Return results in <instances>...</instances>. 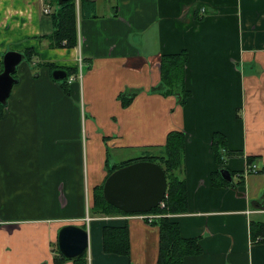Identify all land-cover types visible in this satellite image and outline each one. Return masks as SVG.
<instances>
[{
    "label": "crops",
    "instance_id": "1",
    "mask_svg": "<svg viewBox=\"0 0 264 264\" xmlns=\"http://www.w3.org/2000/svg\"><path fill=\"white\" fill-rule=\"evenodd\" d=\"M75 6L80 46L51 49L40 41L53 31L42 13L37 44L28 46L37 56L18 67L2 112L0 264H74L59 253L66 225L88 231V264H158L159 226L134 215H98L94 198L111 168L163 155L171 131L185 135L179 175L187 208L169 218L202 250L184 264H264V239L257 241L264 236L252 238L253 224L264 223V0H80ZM10 50L24 51H0V70ZM183 51L191 93L185 106L160 85L161 57ZM79 52L82 78L76 71L73 81H55L47 64L79 70ZM214 133L234 152H222L224 165L213 156ZM109 148L121 161L110 163ZM252 164L259 172L245 174ZM221 167L235 173L233 184L222 183ZM88 215L114 219L88 227ZM108 227L128 231L127 256L104 251Z\"/></svg>",
    "mask_w": 264,
    "mask_h": 264
},
{
    "label": "trees",
    "instance_id": "2",
    "mask_svg": "<svg viewBox=\"0 0 264 264\" xmlns=\"http://www.w3.org/2000/svg\"><path fill=\"white\" fill-rule=\"evenodd\" d=\"M82 1V0H81ZM48 7L52 8L50 20L53 24V31L49 35L40 36V41H48L49 48L51 49H73L78 44V22L77 19V6L76 1H72L65 6L58 9V0H46ZM27 59L26 62H33V59L37 54L32 48H28L22 51ZM188 59L186 51L179 53L178 55H165L160 59L161 64V87L166 90L165 93L169 95H180V104L184 105L187 103V99L191 97V93L186 90L185 86V67ZM39 66V64H38ZM41 66V65H40ZM51 72L59 67L53 64H47ZM66 68V67H65ZM3 69L2 68L0 72ZM68 76L76 73V68L67 67L66 70ZM17 77V74L15 75ZM68 81L64 80L62 83ZM6 107L0 104V119L3 117V111ZM226 137L220 133H214L212 139V148L215 156L216 163L218 165H224V158L222 152L225 155L233 154L234 152L228 153V143ZM185 135L180 131H171L167 136V141L164 147V154L156 157H145L134 161L123 163L120 166L111 168L106 175V179L112 172L130 165L137 161H152L157 163L163 168L167 177V196L164 200V207H158L152 209L150 213H159L164 217L154 222L155 225L159 226L160 229V246L158 255V264H184L185 258L190 255H199L201 253V247L196 239H184L180 234V228L177 223L172 222L169 215L183 213L187 208V196H186V183L179 175V171L183 165V156L185 149ZM226 152L228 154H226ZM237 154V153H236ZM248 162H252L251 158H248ZM235 175V173H232ZM219 177L220 174L217 173ZM218 177H212L213 181H216ZM221 180V178H220ZM222 181V180H221ZM220 181V182H221ZM105 183V182H104ZM223 184L228 183L227 181L222 182ZM221 184V185H223ZM104 184L96 188L94 212L98 215L104 214L108 216L123 215L129 216L134 215L126 213L115 208L106 201L103 194ZM187 210V209H186ZM255 231L257 233H255ZM252 238L255 240L257 237L264 236V223L253 224ZM128 231L126 229H104V251L107 253H119L128 255L129 241ZM63 260H66L63 258ZM74 264H88L85 255L81 258L74 260Z\"/></svg>",
    "mask_w": 264,
    "mask_h": 264
},
{
    "label": "water",
    "instance_id": "3",
    "mask_svg": "<svg viewBox=\"0 0 264 264\" xmlns=\"http://www.w3.org/2000/svg\"><path fill=\"white\" fill-rule=\"evenodd\" d=\"M74 0H58V9ZM26 55L10 50L3 55L0 72V104L7 107L12 88L18 83L15 75L18 67L26 62ZM55 81L68 79L65 69L52 71ZM224 181L233 184L232 174L219 168ZM167 177L163 168L152 161H137L122 167L105 180L103 194L109 204L126 213H148L162 205L167 196ZM59 253L67 260H77L89 249V235L85 228L77 225L63 226L58 237Z\"/></svg>",
    "mask_w": 264,
    "mask_h": 264
},
{
    "label": "rangeland",
    "instance_id": "4",
    "mask_svg": "<svg viewBox=\"0 0 264 264\" xmlns=\"http://www.w3.org/2000/svg\"><path fill=\"white\" fill-rule=\"evenodd\" d=\"M37 2L40 3L39 6H37ZM47 6L46 0H33L32 2H30V0H0V51L5 48H20L26 50L30 48L28 47L29 44H37L36 41L34 42L36 39V31L38 30L37 20L41 19V15L44 13L43 10L47 8ZM76 45L75 48L80 46L78 44ZM76 57L77 60L80 59L82 57L81 52H79V56L76 55ZM41 68L40 66L33 67V71L35 73H40L39 71ZM78 102L82 110V103L80 100ZM185 105L186 104L183 106ZM83 120L84 112H82V121ZM88 151V156L90 157V148ZM108 151L111 164L121 161V155H119L118 158L111 148H109ZM119 154L126 155V153L122 152Z\"/></svg>",
    "mask_w": 264,
    "mask_h": 264
},
{
    "label": "built area",
    "instance_id": "5",
    "mask_svg": "<svg viewBox=\"0 0 264 264\" xmlns=\"http://www.w3.org/2000/svg\"><path fill=\"white\" fill-rule=\"evenodd\" d=\"M78 1V0H77ZM44 14L46 15H50L51 13V10L50 8H45L44 10ZM83 66H84V62H83V59H78V67H79V76L80 78H82V69H83ZM76 79V76L73 75L70 77V81H73ZM259 172V169L257 167L256 164H252V165H249L246 169V172L245 174H257ZM162 207H164V203L162 204ZM133 217L135 218H138L148 224H154V222H156L158 219L160 220V218L164 217V215L162 214H159V213H142V214H135ZM106 219V220H109V219H114V217H97V218H92L91 216H87L85 222H86V226H88L93 220L95 219ZM89 227V226H88ZM262 239H264V237L262 238H259L257 241H261Z\"/></svg>",
    "mask_w": 264,
    "mask_h": 264
}]
</instances>
